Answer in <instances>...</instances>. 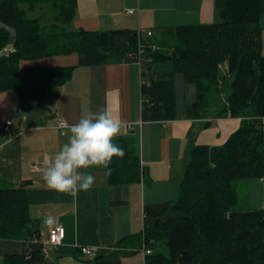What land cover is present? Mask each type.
I'll list each match as a JSON object with an SVG mask.
<instances>
[{
	"label": "trees",
	"instance_id": "obj_1",
	"mask_svg": "<svg viewBox=\"0 0 264 264\" xmlns=\"http://www.w3.org/2000/svg\"><path fill=\"white\" fill-rule=\"evenodd\" d=\"M37 6L50 11V23L28 16ZM216 7L219 21L161 27L148 42L142 30L131 28L69 29L77 0H0V93L16 91L23 111L43 104L50 90L71 80L76 66L22 67V60L78 52L85 66L137 61L143 45L141 77H149L141 82L144 121L176 118L177 72L197 92L186 105L187 117L206 119V127L209 118L241 119L223 144L191 143L176 199L145 205L144 230L120 243L130 255L149 248L145 264H264V203L238 209L236 187L238 180L264 181V0H216ZM10 45L13 50L1 51ZM113 142L125 155L113 158L109 183L139 182L136 138ZM25 185L0 188V237L25 243L24 252L6 256L5 264L44 256ZM100 258L99 252L93 263L121 264Z\"/></svg>",
	"mask_w": 264,
	"mask_h": 264
},
{
	"label": "crops",
	"instance_id": "obj_2",
	"mask_svg": "<svg viewBox=\"0 0 264 264\" xmlns=\"http://www.w3.org/2000/svg\"><path fill=\"white\" fill-rule=\"evenodd\" d=\"M174 1L149 6L146 0H77L69 29L124 27L142 30L147 38L148 31L156 35L154 27L181 25L182 13L194 11L196 23H212L220 18L216 0ZM184 3L187 6L183 9ZM129 9H134V13H128ZM11 47L1 51L7 52ZM20 64L22 67L76 66L70 81L50 90L43 104L28 111L21 110L16 91L0 93V144L11 138V143L0 151V188L20 187L26 183L29 214L40 223L43 246L53 226L61 223L66 230L58 249L47 247L41 260L27 264H94V257L79 252L80 246L97 249V254L101 253L100 260L105 262L145 264L146 255L142 250L130 255L126 252L128 249L120 245L144 230L145 205L162 202L177 192L186 152L193 141L222 144L239 127L241 119L209 118L211 123L206 127V119L189 118L184 112L174 120L144 121L138 61L85 66L79 64V54L73 52L25 59ZM105 108L118 115L123 125L121 134L115 138L129 135L136 138L143 166L141 180L112 185L107 169L92 167L82 170L95 177L92 188L79 192L76 197L48 188L41 178L42 169L46 160L68 140L67 130L58 127L59 121L75 124L82 115ZM8 121H12L11 124ZM24 250L23 240L0 237V264H5L6 256L22 254Z\"/></svg>",
	"mask_w": 264,
	"mask_h": 264
},
{
	"label": "clouds",
	"instance_id": "obj_3",
	"mask_svg": "<svg viewBox=\"0 0 264 264\" xmlns=\"http://www.w3.org/2000/svg\"><path fill=\"white\" fill-rule=\"evenodd\" d=\"M58 127L67 130L68 140L42 169L41 178L50 189L76 197L79 192L90 190L95 182L92 174L82 170L103 167L110 175L113 158L125 155L124 149L113 142L123 125L118 115L107 108L88 112L75 124L60 120ZM8 143L11 138L0 144V151Z\"/></svg>",
	"mask_w": 264,
	"mask_h": 264
},
{
	"label": "rangeland",
	"instance_id": "obj_4",
	"mask_svg": "<svg viewBox=\"0 0 264 264\" xmlns=\"http://www.w3.org/2000/svg\"><path fill=\"white\" fill-rule=\"evenodd\" d=\"M176 1H178V0H175L174 2H176ZM182 1L189 2L188 0H179V3ZM198 1L199 0H197V2ZM142 2H143V0H142ZM146 2H148L149 6H151V5L152 6H162V5H164L165 0H146ZM193 5H195L194 2H193ZM186 6H187L186 3H184V5H182L181 8L184 9ZM182 12H183V10H182ZM28 16L29 17H41L43 19L44 23H46V22L50 23L52 21L50 11L45 6H37L34 10H29ZM195 17H196V14L194 11L192 12V14L182 13L179 23H182V24H189V23L200 24V23H196ZM219 20H220V18L218 19V21ZM262 22L264 24V18H263ZM68 28H70V27H68ZM71 28H73V27H71ZM119 28H124V27H119ZM153 30L159 32L160 28L154 27ZM75 53L78 54V52H75ZM142 79L147 81L149 79V77L143 76ZM175 80H176V97H177V115L183 116V113L186 110V105L193 102L196 99L197 92H196V88H195L194 84H192V83L189 84V83L185 82L184 76L181 72L176 73ZM186 144H187L186 142L183 143L184 148L181 152L182 156H184V154H185ZM180 182H179V187H177L178 188L177 192L175 191L174 195L173 196L171 195V197H168V198L166 197V200H164V201L174 200L179 196ZM236 187H237V191L239 194V201L237 204L238 209L245 210L248 208H260V207H262V205L264 203V181H262L260 178H257V177L244 179V180H238L236 182ZM158 188H159V186H158ZM156 191H158V189H156Z\"/></svg>",
	"mask_w": 264,
	"mask_h": 264
},
{
	"label": "built area",
	"instance_id": "obj_5",
	"mask_svg": "<svg viewBox=\"0 0 264 264\" xmlns=\"http://www.w3.org/2000/svg\"><path fill=\"white\" fill-rule=\"evenodd\" d=\"M134 11H135L134 9L127 10L128 13H134ZM152 34H153L152 31L147 32V36L149 37ZM10 50H13V47L8 49V51ZM143 53H144V46L141 45L137 53V57H138L137 61L140 64L141 71H142V65L145 61V59L143 58ZM11 122L12 121H8V124H11ZM65 236H66V230L63 224L59 223L53 226L48 233L47 241L45 242L43 246V251L47 247L58 249L63 244ZM79 251L85 256H89V257H96L97 255V249L89 247V246H80ZM142 251L144 252L145 255L151 252V250L146 247H144Z\"/></svg>",
	"mask_w": 264,
	"mask_h": 264
},
{
	"label": "water",
	"instance_id": "obj_6",
	"mask_svg": "<svg viewBox=\"0 0 264 264\" xmlns=\"http://www.w3.org/2000/svg\"><path fill=\"white\" fill-rule=\"evenodd\" d=\"M146 40L148 41V42H151V38L148 36L147 38H146ZM174 53V55L176 56V54H175V52H173ZM154 79V76L153 77H151V80H153ZM183 254V253H182Z\"/></svg>",
	"mask_w": 264,
	"mask_h": 264
}]
</instances>
